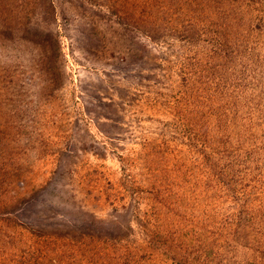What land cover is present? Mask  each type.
Instances as JSON below:
<instances>
[{"label": "rangeland", "instance_id": "rangeland-1", "mask_svg": "<svg viewBox=\"0 0 264 264\" xmlns=\"http://www.w3.org/2000/svg\"><path fill=\"white\" fill-rule=\"evenodd\" d=\"M0 264H264V0H0Z\"/></svg>", "mask_w": 264, "mask_h": 264}]
</instances>
